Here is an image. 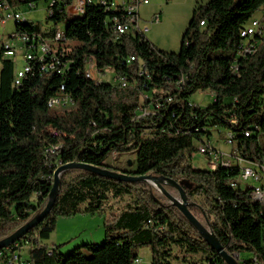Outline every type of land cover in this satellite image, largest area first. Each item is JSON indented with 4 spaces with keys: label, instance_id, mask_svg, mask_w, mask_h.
I'll list each match as a JSON object with an SVG mask.
<instances>
[{
    "label": "trees",
    "instance_id": "obj_1",
    "mask_svg": "<svg viewBox=\"0 0 264 264\" xmlns=\"http://www.w3.org/2000/svg\"><path fill=\"white\" fill-rule=\"evenodd\" d=\"M7 1L18 8L49 0ZM56 1L48 21L66 22L59 39H74L78 44L66 43L70 51L60 58L62 72L42 69V63L34 62L33 72L16 86L15 61L0 48V240L45 207L57 164L77 161L177 181L191 212L230 254H239L238 264H264V204L252 199L250 189L231 186L238 167L196 169L192 164L199 151L196 142L210 139L216 127L235 134L244 159L264 162V32L249 40L254 53L238 56L247 43L241 30L257 11L264 10V0H197L179 52L162 50L139 33H118L111 20L120 11L92 5L82 16L69 18L62 7L72 0ZM56 29L43 31L24 19L16 21L14 32L51 38ZM94 58L101 72L93 70ZM107 69L113 78L126 77L127 86L101 81ZM61 85L75 104L51 108L49 100ZM197 90L214 93L215 103L194 105L190 97ZM166 97L172 99L153 111L154 101ZM141 108L151 112L142 115ZM56 144H62L58 155L47 161L46 147ZM131 151L136 152L132 168L108 162L113 154L117 158ZM71 171L77 175L69 180ZM153 186L85 169L64 171L48 216L17 242L0 249V264H135L143 246L152 249L151 264H174L172 245L199 256L192 264H227ZM111 197L131 200L105 219L102 243L85 244L68 254L45 243L59 217L77 213L83 204L87 213L108 212ZM243 251L253 257L241 259Z\"/></svg>",
    "mask_w": 264,
    "mask_h": 264
},
{
    "label": "built area",
    "instance_id": "obj_2",
    "mask_svg": "<svg viewBox=\"0 0 264 264\" xmlns=\"http://www.w3.org/2000/svg\"><path fill=\"white\" fill-rule=\"evenodd\" d=\"M56 0H49V6L47 8L48 16H52L54 13V5ZM149 0H72L68 5L62 7L69 15H73L79 12H87V9L92 5H98L104 7L106 10L120 11V15L117 14L111 20L112 27H117V32L120 34L135 32L142 35L150 29V23L159 22V16L155 15L152 19L146 23L141 22L142 19L139 14V8L143 4H148ZM30 7H35L33 3L28 4ZM16 18H25L23 13L18 11L16 7H13L7 0H0V24L14 20ZM26 19V18H25ZM205 25V22H204ZM59 31L61 27L57 28L54 35L51 38H43L41 34L29 33H12L10 39L4 42L1 46L5 57L16 56L17 47L23 48V57L25 60L24 66L15 70L14 84L16 86L21 85L23 79L34 70V62L42 63L41 68L57 69L58 72H62L60 58L70 51L66 50V43H73V47L77 46V40L59 39ZM264 32V13L261 18L254 17L251 21L241 30V36L246 38L247 43L239 51L238 56H246L255 52V46L249 42L257 34ZM50 59V62L46 63V60ZM134 56L129 58V61H133ZM59 65V66H58ZM65 65V64H64ZM58 66V67H57ZM236 69V68H235ZM98 72L101 70L97 66V61L94 58V69ZM105 73H101V81ZM121 86H127V78L124 76H114L113 78ZM65 86L61 85L57 94L50 98L49 106L51 108H70L75 103L73 99L64 93ZM172 97H166L163 99H156L154 101L155 109L153 111L158 112L165 103L169 102ZM194 104V103H193ZM197 105V104H194ZM142 115L148 114L151 111L148 108H141ZM235 122V120H232ZM50 132V130H48ZM59 136V134H53ZM245 135H250V131H246ZM226 141L229 144H235V134L231 130H227ZM62 144L50 145L45 149V158L50 161L52 158L58 155ZM199 152L206 156V166L209 169L231 168L238 167L239 174L236 179L231 181V186L234 188L241 187L243 189H250L252 199L255 202L264 204V162H253L244 159L240 152L224 153L212 146L210 139L200 143L198 146ZM116 154H114L115 156ZM49 166L53 167L52 164ZM59 166V164H57ZM14 259H18V255L14 256ZM139 262V258L135 263Z\"/></svg>",
    "mask_w": 264,
    "mask_h": 264
},
{
    "label": "rangeland",
    "instance_id": "obj_3",
    "mask_svg": "<svg viewBox=\"0 0 264 264\" xmlns=\"http://www.w3.org/2000/svg\"><path fill=\"white\" fill-rule=\"evenodd\" d=\"M49 1H40L36 7H30L28 4L21 5L17 8L18 11L22 12L24 17L34 24H39L43 31H48L52 28L62 29L66 28L67 23L61 22L55 25L53 22L48 21ZM85 12H79L70 15L69 18L74 16H82ZM264 13L263 8L256 12L255 17L261 18ZM145 17V16H144ZM192 18V17H191ZM191 20V19H190ZM143 23L147 22V18L142 17ZM190 22V21H189ZM162 24V23H161ZM158 24H152L150 30L146 33V37L152 41L158 48L169 51L179 52L182 43V36L186 29L181 28L180 30L170 32L169 28L165 29ZM16 30V22L14 20H8L0 24V47L2 44L10 39L11 34ZM183 30V31H182ZM156 38V39H155ZM157 39L159 42H157ZM12 58L15 61L16 69H20L24 66L25 60L23 57V48L20 45L17 47L15 57ZM104 80L115 82L112 77L111 70L107 69ZM144 100V99H143ZM142 100V101H143ZM216 96L209 90H197L191 97L190 101L194 104L200 105L201 107H209L215 103ZM228 101V100H227ZM227 130L224 128L216 127L213 128L210 136L212 146L224 153L237 152V144H229L226 141ZM196 144L199 146L200 141ZM130 161V163H129ZM134 161H136V152L131 151L124 155H119L115 158L113 156L108 160L110 164L115 167L121 168H132L134 167ZM207 159L206 156L201 154L199 151L194 154L193 167L196 169H206ZM133 165V166H132ZM77 175L76 171H71L67 174V179H73ZM166 189L175 196H179L177 189L170 184L165 185ZM154 191L158 195H163L162 192L154 185ZM131 200L130 197L122 199L110 198L109 199V211L105 213H87L84 211L85 204L81 205L80 210L70 216H61L58 218L57 225L51 237L45 241L49 246H59V251L63 254H68L76 247L85 244H100L105 240V219L109 217L110 212H119L123 210L126 204ZM199 200V198H197ZM33 203L36 202V198H32ZM165 202L169 203V200L165 198ZM172 258L171 261L174 264H192L194 261L199 260V256L193 255L186 251L184 247L172 245ZM28 249L24 251L27 252ZM139 262L135 264H151L152 249L150 246H143L138 249ZM253 257V253L249 251H243L240 253L241 259H250Z\"/></svg>",
    "mask_w": 264,
    "mask_h": 264
},
{
    "label": "water",
    "instance_id": "obj_4",
    "mask_svg": "<svg viewBox=\"0 0 264 264\" xmlns=\"http://www.w3.org/2000/svg\"><path fill=\"white\" fill-rule=\"evenodd\" d=\"M130 163V161H129ZM70 169H85L96 173L100 176L127 182H149L155 185L162 194L175 205L184 216L196 227L203 239L224 259L227 264H238L239 254H230L226 248L221 244L219 239L213 234L210 227L202 223L189 209V202L184 188L177 182L168 179L164 176H157L153 174L134 175L109 168H103L84 162H69L60 164L54 171L52 186L48 195V200L45 207L36 214L31 220L19 227L9 236L0 240V249H3L21 239L29 229L41 223L52 210L61 187V176L64 171ZM170 184L177 189L179 196L170 193L165 185Z\"/></svg>",
    "mask_w": 264,
    "mask_h": 264
},
{
    "label": "crops",
    "instance_id": "obj_5",
    "mask_svg": "<svg viewBox=\"0 0 264 264\" xmlns=\"http://www.w3.org/2000/svg\"><path fill=\"white\" fill-rule=\"evenodd\" d=\"M196 1L197 0H149L148 4L140 6L139 14L141 19L142 17L145 19L147 18V21L152 19L155 15H158L159 22L150 23V26L152 24H158L157 26H161L162 28L165 27V29L170 27L169 31L175 33L181 28H187L193 14ZM61 30L64 29L61 28ZM157 42H159L158 39ZM1 68L2 61L0 60V72Z\"/></svg>",
    "mask_w": 264,
    "mask_h": 264
},
{
    "label": "bare ground",
    "instance_id": "obj_6",
    "mask_svg": "<svg viewBox=\"0 0 264 264\" xmlns=\"http://www.w3.org/2000/svg\"><path fill=\"white\" fill-rule=\"evenodd\" d=\"M25 18H16L15 19V22L16 21H19V20H24ZM201 25H204V22L202 21L201 22ZM115 29L117 30V27H115ZM63 36V30L59 31V38H61Z\"/></svg>",
    "mask_w": 264,
    "mask_h": 264
}]
</instances>
